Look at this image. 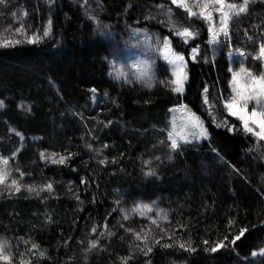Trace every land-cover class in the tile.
Masks as SVG:
<instances>
[{"label":"trees","instance_id":"obj_1","mask_svg":"<svg viewBox=\"0 0 264 264\" xmlns=\"http://www.w3.org/2000/svg\"><path fill=\"white\" fill-rule=\"evenodd\" d=\"M97 2L94 17L107 26L101 29L83 14L88 0L0 3L5 39H22L19 23L31 36L51 21L38 43L0 48V147L24 177L19 192L0 198V239L14 250L10 264H264L252 255L264 249V142L227 114L225 54L213 59L208 28L170 1ZM168 8L201 42L195 60L193 46L182 48L183 94L172 90L163 65L152 86L117 78L108 41L113 31H165ZM230 31L235 49L251 37L246 50L256 67L264 0L251 2ZM181 106L204 121L208 139L173 150L171 111ZM61 156L64 163L53 162ZM219 241L225 246L211 252Z\"/></svg>","mask_w":264,"mask_h":264},{"label":"rangeland","instance_id":"obj_2","mask_svg":"<svg viewBox=\"0 0 264 264\" xmlns=\"http://www.w3.org/2000/svg\"><path fill=\"white\" fill-rule=\"evenodd\" d=\"M88 1H90L91 5L90 4L89 5L83 4L82 5L83 6V9H82L83 14H88V16L90 15V17L95 20L93 22L99 24L98 28L99 29L103 28L102 26H100L99 20H97L98 18L96 19V17H94V15L97 14L96 12L102 8V7L98 6L100 3L97 2V0H88ZM166 1L171 2V0H166ZM254 1H257V0H254ZM94 2H96L97 5H92ZM187 2L190 5H194L196 3V0H187ZM251 2H253V0H250V3ZM226 3H231V2H228L226 0ZM100 5H102V4H100ZM193 11L199 12V8L193 7ZM218 15H219L218 13H215V12L213 13L214 20H216L215 27H219V23H218V19H217ZM242 15H244V13H242L240 16H242ZM239 17H233L232 20L229 22V33H230L229 37L226 39L223 36V34H220L219 42L215 43V44L210 43V41L212 40V35L209 31V23L206 20L199 17V19L208 28V33H209L208 44L210 46V51H211L210 55L213 57V59H217L222 54H225V56L228 60V63L231 66V69H230L231 80H232V73L238 72L241 66L248 69L250 72H252L253 75H256V76H259L261 73H264V59H256L258 61V64L256 65V67H254L251 64V60H253L252 55L250 54V51L246 50V49L250 48V47H248V44L251 46L253 45L252 44L253 41H251L250 39H247V34L244 36L245 39H244L243 44H242L244 46L243 49H240V50L235 49L236 48L235 47V41L233 40V36L231 35L230 29H231L232 23L235 21V19H237ZM18 21H20V20H18ZM165 23L168 24V26H166L164 28L165 31L164 30H155L154 31V30L141 28V29L137 30L136 32L133 30H130V31L129 30H127V31L122 30L119 32L118 31L112 32V34H114V35L110 36L108 38V41L110 43H112L111 45H114V47H115L113 57H114V61H115V66L117 68V71H116L118 74L117 78H120L121 80L123 79L125 81L126 79H128L130 77V80L135 84L144 83L145 85L146 84L149 85V83H150L152 86L159 81L158 79H159L160 69L158 67L160 65H163L165 68L167 67V69L170 71L171 81L173 79H175V77L173 76V70H174L173 66L171 64H169L164 59L162 44H163V41L165 38L170 40L172 50L177 52V53L182 54L183 56H184V54L182 52V48L184 46H190V47L193 46L192 48H197L198 53L196 55V58H198V56L200 54L201 42L198 41L196 35L194 37V40L191 41L190 39H188L187 42H185L182 37L177 36L175 34L176 29H179L182 27H180L179 24L175 22L173 14H171V17H169L168 14L166 15ZM173 23H175L176 29L173 28ZM18 25H20V23ZM2 30L3 29L0 28V38H6V37L2 36L3 34L6 35V33ZM173 38H176L177 41L174 40ZM261 40L263 41L261 43H264V36H262ZM190 44H192V45H190ZM193 44H195V45H193ZM260 44H258V47H257L258 53L254 57H257L260 55V52H259ZM239 52H244L246 54V56L240 57ZM191 57H192V54H191ZM204 58H205V55H204ZM185 61L187 62L186 58H185ZM136 65H140L141 68H145L147 66L148 75L140 77L138 79L137 76L139 75V73L135 67ZM184 71L187 74V80L184 83V90L181 94L184 93L185 86H186V83L188 81V63L186 64V68L184 69ZM229 89H230V94H229V96H230L231 95V85H229ZM229 96L225 97L224 101L226 99H228ZM251 108H252V104H249L248 111H251ZM192 114H194V113H192L187 107L184 108L182 106L175 108L171 111L170 132L175 133V136H176L177 142H178V146H188L191 144H197V143L203 142V140L208 139V129L206 127V124L204 123V121L199 116L195 115V117L199 118V121L202 123L203 129L206 130V133H207L204 136L197 135V133H199L200 129L199 128H193V126H192ZM227 114L231 118L238 121L242 125V122L240 120H238L235 116L230 115L228 113V111H227ZM246 133H249V132H246ZM14 134L15 133L12 132L9 134L10 136L6 135L9 138L6 137V139L4 141L6 143L10 142V137L14 138V137H12ZM249 134H252V133H249ZM185 139L188 142H185ZM260 141L264 142V140H260ZM11 153H12V151H11ZM11 156L12 155L5 154L3 151V148L0 147V167H5L2 163V160L7 159L8 164L6 166V169L9 173V175L7 176V178L5 180V183L0 184V198L4 197L6 195H10V194L15 192L14 188L10 186L11 180L16 179L18 184H19L21 182V180L24 179V177L21 176L20 170L18 169L16 162L14 161V159ZM4 241L7 242L8 246H9L8 249L10 251V249H11L10 241H8L5 238L0 239V242H4ZM20 245H22L21 242H19V245L17 244L15 246H16V248L19 249ZM12 251H14V250H11V255L14 253ZM256 258L264 260V255H261L260 253H258L256 255Z\"/></svg>","mask_w":264,"mask_h":264},{"label":"snow or ice","instance_id":"obj_3","mask_svg":"<svg viewBox=\"0 0 264 264\" xmlns=\"http://www.w3.org/2000/svg\"><path fill=\"white\" fill-rule=\"evenodd\" d=\"M5 0H0V3H4ZM87 0H85V3ZM254 2V0H253ZM250 0H242V3H226V0H196L194 5H190L187 0H171V4L176 5L177 7L183 8L189 16H198L209 23V31L212 35V40L210 43H218L220 34L227 39L230 35L229 33V22L233 17H239L242 13L248 12V5ZM159 8H165L164 5H157ZM193 7L199 8V12L193 11ZM167 13L171 17V8H168ZM218 13V23L219 27H215L216 20H214L213 13ZM24 16H27V12L23 13ZM103 27H107L106 25ZM173 28L176 29L175 23H173ZM51 31V21L48 23L47 29L43 30L42 33H33L31 36L27 35L26 30L24 29L23 23L15 29V33L22 37V39H5L0 38V48L14 47L15 45L21 42L27 43H38L42 37H47ZM175 34L179 37H182L185 42L190 38H194L196 33L191 31L189 27H182L176 29ZM251 39V37H248ZM164 59L173 66V76L175 79L171 81L174 87L172 90L177 93H182L184 90V83L187 80V74L184 71L186 68L187 62L185 57L172 50L171 42L169 39L165 38L162 44ZM260 55L255 57V59H264V43H261L259 46ZM198 53L197 48L192 49V59L195 60ZM240 57H245L244 52H239ZM139 75L137 78L147 76L148 70L147 66L141 68L140 65L135 66ZM231 85V95L228 99L224 101V107L228 113L232 116H235L238 120L242 122L243 130L249 133L254 134L260 140H264V73H261L259 76L253 75L248 69L243 66L240 67L238 72L232 73ZM149 86L151 84L149 83ZM205 103H208V89L205 87ZM249 104H252L251 111H248ZM3 106V102L0 101V107ZM186 108V106H182ZM192 126L193 128H199L200 131L197 135L204 136L206 135V130L203 129L202 123L199 121L198 117H195V114H192ZM168 138L171 141L170 147L175 150L178 148L177 138L174 132H169ZM185 142H188L185 139ZM15 155V153L13 154ZM67 158L64 156L59 157V159L53 158L54 163H64ZM105 161H101L104 163ZM2 163L5 167H0V184H4L7 176L9 175L6 166L8 164L7 159H3ZM152 174V173H150ZM23 176V173H21ZM11 187L14 188L16 192L20 191V185L16 179L11 180ZM48 190H51L52 185H46ZM28 191H33L32 188H28ZM155 223V221H153ZM105 229L107 225L103 226ZM245 230H241L240 235H243ZM92 232H96V228H92ZM100 235H104L103 232ZM111 235V233H109ZM136 239H141L139 233H136ZM146 239V237H145ZM225 240L227 237L224 238ZM240 239V236L237 235L230 242L235 244V241ZM207 244V241L204 242ZM91 247L97 246V241L91 242ZM224 242L219 241L215 246L211 247L209 250L211 252H216L219 248L224 247ZM35 248L36 245H33ZM164 247H171V245L165 244ZM180 247H185V244H180ZM8 244L6 241L0 242V260L9 262L11 260V253L8 251ZM189 250H194L189 248ZM151 248H147V252H150ZM147 252L145 254H147ZM261 255H264V249H261ZM43 255V253H41ZM253 256L257 255L256 252L252 253ZM124 264H127V260L124 261Z\"/></svg>","mask_w":264,"mask_h":264}]
</instances>
